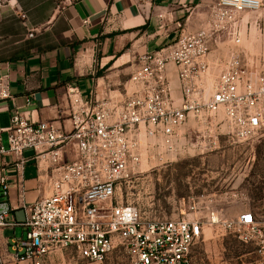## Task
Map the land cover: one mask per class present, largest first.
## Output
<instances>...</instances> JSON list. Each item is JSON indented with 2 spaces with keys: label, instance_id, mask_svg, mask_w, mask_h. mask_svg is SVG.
Here are the masks:
<instances>
[{
  "label": "built area",
  "instance_id": "built-area-1",
  "mask_svg": "<svg viewBox=\"0 0 264 264\" xmlns=\"http://www.w3.org/2000/svg\"><path fill=\"white\" fill-rule=\"evenodd\" d=\"M11 0H0L7 4ZM262 0H218V19L232 13L256 11ZM177 37L161 48L139 56L129 79L137 86L126 99L108 107L92 97L72 92L71 129L54 121H31L13 108L8 148L21 170L31 159L46 164L50 194L21 203L24 218L11 217L10 183L0 168V228L20 225L22 234L11 242V258L24 264H83L102 261L115 247L124 250L128 264H194L193 252L203 236V222L194 216L148 218L117 195L118 185L134 174L140 162L138 131L165 145L192 113H222L229 132L245 140L264 131V64L249 67L235 48H229L208 73L205 60L212 32L186 30L178 23ZM178 68L182 101H171L166 67ZM10 98L8 80L0 76V100ZM71 144V145H69ZM32 149L25 157L23 151ZM74 154L67 159L66 154ZM211 222L218 223L216 217ZM246 228L254 239L257 259L264 264V222L243 210L225 229ZM244 242L247 239H243Z\"/></svg>",
  "mask_w": 264,
  "mask_h": 264
},
{
  "label": "crops",
  "instance_id": "crops-1",
  "mask_svg": "<svg viewBox=\"0 0 264 264\" xmlns=\"http://www.w3.org/2000/svg\"><path fill=\"white\" fill-rule=\"evenodd\" d=\"M218 0H11L0 3V76L8 80L10 98L0 100V147L8 148L7 127L13 108L31 121H54L71 129V98H95L108 107L126 99L137 86L129 79L139 56L171 43L178 23L186 30L201 29ZM211 35L205 60L216 72L229 48L230 36ZM241 43V42H240ZM240 49H239V48ZM238 50H241L239 44ZM171 101H182L178 68L166 67ZM71 145V144H69ZM25 157L32 149L23 151ZM74 154L69 151L67 159ZM15 157L0 153L10 183L11 217L24 218L21 203L50 194L46 164L31 159L21 170ZM1 197V193H0ZM242 212V211H241ZM240 212V213H241ZM23 232L20 225L0 228V264H17L11 242ZM24 264V263H20Z\"/></svg>",
  "mask_w": 264,
  "mask_h": 264
},
{
  "label": "rangeland",
  "instance_id": "rangeland-1",
  "mask_svg": "<svg viewBox=\"0 0 264 264\" xmlns=\"http://www.w3.org/2000/svg\"><path fill=\"white\" fill-rule=\"evenodd\" d=\"M262 2L258 10L235 12L229 19H218L213 6L201 28L215 32L221 40L230 36L233 47L252 68L264 64ZM137 141L140 162L117 188L122 201L136 205L148 218H199L204 232L194 248V264H253L257 254L251 233L237 225L225 229L223 222L234 221L243 210L264 222V131L238 140L221 112L214 116L191 113L171 145L150 138L143 127ZM211 217L218 223L211 222ZM83 264L128 263L124 250L115 247L102 261Z\"/></svg>",
  "mask_w": 264,
  "mask_h": 264
}]
</instances>
